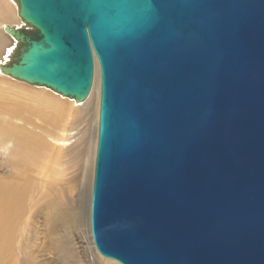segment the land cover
Returning <instances> with one entry per match:
<instances>
[{
	"label": "water",
	"instance_id": "1",
	"mask_svg": "<svg viewBox=\"0 0 264 264\" xmlns=\"http://www.w3.org/2000/svg\"><path fill=\"white\" fill-rule=\"evenodd\" d=\"M0 73L99 109L89 230L119 264H264V0H13Z\"/></svg>",
	"mask_w": 264,
	"mask_h": 264
},
{
	"label": "rangeland",
	"instance_id": "2",
	"mask_svg": "<svg viewBox=\"0 0 264 264\" xmlns=\"http://www.w3.org/2000/svg\"><path fill=\"white\" fill-rule=\"evenodd\" d=\"M9 1L15 10L14 1ZM26 85L29 84L0 75V190L15 198L10 209L0 210V264H100L89 230L92 180H83L79 200L76 184L72 189L67 186L72 179L82 181L83 174L92 169L86 168L85 160L95 159L99 94L88 96L76 106V112L69 105L71 115L66 112L65 118L59 119L53 117L51 100L42 93L45 91H32ZM18 131L25 135L21 137ZM69 134L70 146L59 150L57 169L61 175L57 176L53 169L56 173L52 176H57L59 186H55L53 196L46 197L44 167L52 162L46 157L53 144L57 149L53 155L58 152L53 138L61 135L68 139ZM21 140L39 143L28 158H21ZM38 173L43 177L36 179ZM38 184L43 187L38 189ZM54 198L56 204L64 203L76 215V222L52 225L47 216L38 212Z\"/></svg>",
	"mask_w": 264,
	"mask_h": 264
},
{
	"label": "bare ground",
	"instance_id": "3",
	"mask_svg": "<svg viewBox=\"0 0 264 264\" xmlns=\"http://www.w3.org/2000/svg\"><path fill=\"white\" fill-rule=\"evenodd\" d=\"M15 10H16V8H15ZM15 10H13L12 5L10 4L9 0H0V65H2L3 63H6L9 60L10 53L14 47V41L4 31V27L5 26L11 27V25H13L12 27H19L22 24L20 22V19L17 17V12ZM17 20H18V22H17ZM0 75L6 76V75H3L1 73H0ZM99 87H100L99 67H98L96 60L94 59L93 83H92V89L90 90V93H89V97L90 96H96L97 97V95L99 94ZM26 88H28L29 90H32V91H34V90L35 91H39V90L45 91L42 93L45 97L50 98V100H51L50 110H51V113H52L54 118L63 119V118H65L64 114L66 112L69 115H71L69 105L72 104V106H74V110L76 112V106L83 103V102L82 103H76L74 100L62 97L59 94H56V93H54L50 90H47L46 88H43V87L26 85ZM66 121H68V117H66ZM66 124L67 123L64 122V126H66ZM95 131H96V127L94 128V132ZM18 134L21 137H23L25 135L19 131H18ZM9 135H11V134H9ZM71 135L72 134H69L68 136H71ZM70 139H72V136L68 137V139L65 137H62L61 135H60V137L53 138L54 143H56V145H57L56 147L58 148V152L55 155H53V153L56 152V150H57L56 148H54V144H53L52 145L53 150L50 151V153L46 157V159L51 158V160H52V162L48 166L44 167V172H45L46 177H45L43 182L46 184V189H45L46 197H49L50 195L53 196L54 195L53 191L55 189V186H59L57 184L58 180L56 179L57 176L61 175V172L57 169V164H58V161L60 159V157H59L60 151L59 150H61L64 147H69L71 144V142H69ZM37 144H39V143L37 141H34V140H21L18 144V149L22 154L21 158H26V157L28 158L30 153L34 150L35 145H37ZM52 156H54V158H52ZM92 156H93V154L91 152V157ZM43 161H45V160H43ZM94 161H95V159L93 160V158H88L85 160L86 168L87 169L92 168V169H91V171H88L85 174H83L82 181L77 183V181L75 179H72L67 183V186L71 187V189L74 187L73 185L76 184V192H77L78 200L81 196L80 195L81 194V188H82V185L84 183L83 180L85 178H89V177L91 180L93 178L92 176H93ZM54 167L56 168V171L58 173V175L55 177L52 176L53 174L56 173L53 170ZM39 177L41 178V177H43V175L41 173H38V175H36V179ZM37 187H38V189H41L43 186L38 184ZM71 189H69V190H71ZM57 191H60V193H61V190L57 189L56 192ZM74 193H75V191H74ZM14 200H15V198L13 199V196H11L10 194H7L6 191L0 190V210H4V212H5L8 209H10ZM55 202H56L55 198L53 201L46 202L41 209H38V212L47 216L49 218L50 222L48 220L47 221L52 225H66V224H70L72 222H76V215L73 214L70 209H67L64 206V203L56 204ZM17 250H19V252H21L20 249H17ZM17 254H19V253H17ZM96 255H97L96 257L99 260L100 264H119L118 262H116L114 260L102 257L101 255H99L97 253V251H96Z\"/></svg>",
	"mask_w": 264,
	"mask_h": 264
}]
</instances>
